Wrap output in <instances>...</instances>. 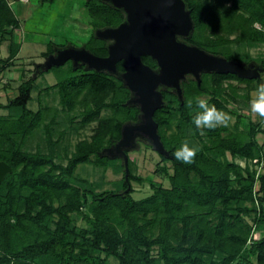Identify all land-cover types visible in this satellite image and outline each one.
<instances>
[{"label": "trees", "instance_id": "16d2710c", "mask_svg": "<svg viewBox=\"0 0 264 264\" xmlns=\"http://www.w3.org/2000/svg\"><path fill=\"white\" fill-rule=\"evenodd\" d=\"M183 2L193 22L183 37L188 44L245 67L253 64L260 76L202 72L198 83L187 74L180 81L181 95L160 85L163 104L153 119L166 154L137 137L133 148L124 150L127 171L122 156L105 152L119 142L125 125L140 121V107L129 103L133 94L121 78L122 61L116 73L72 61L46 69L49 73L67 65L63 79L45 88L46 95L57 94L60 110L43 106V99L37 110L28 108L35 85L32 78L23 81L13 99L0 103V112L7 111L0 114V161L12 169L0 184V264H264V144L257 139L264 127L228 108L248 106L251 92L264 82V58L249 52L264 45V0ZM85 6L92 34L84 47L97 57L106 56V41L96 32L119 25L123 11L100 0ZM17 26L8 1L0 0V46L10 39L8 56L0 57V76L19 52L20 45L9 36ZM53 53L49 47L43 57ZM142 60L158 70L151 58ZM197 98L208 99L210 106L238 121L232 128L201 134L192 122L200 111ZM92 123L97 125L88 138L71 149L68 142L60 144ZM60 124L64 128L58 131ZM37 136L46 145L30 151L28 141ZM185 142L199 149L190 165L174 157ZM141 144L157 152L161 163L156 172L168 179L169 187L134 173L129 154ZM84 164L103 173L112 169L122 178L114 188L98 191L101 183L76 174ZM131 182L148 183L151 194L135 199Z\"/></svg>", "mask_w": 264, "mask_h": 264}, {"label": "water", "instance_id": "95a60500", "mask_svg": "<svg viewBox=\"0 0 264 264\" xmlns=\"http://www.w3.org/2000/svg\"><path fill=\"white\" fill-rule=\"evenodd\" d=\"M111 3L128 16L127 22L119 27L96 32L100 39L114 40L107 57H97L86 50L66 49L57 56H49L44 65L46 70L71 60L75 65L84 63L87 69L116 73V63L124 62L121 78L133 94L129 103L140 107V121L125 125L119 142L105 152L111 157L122 156L127 171L128 158L124 150L132 149L137 137L148 139L158 153L166 154L153 119L163 104V95L158 90L160 85L173 88L181 95L180 81L187 74L200 83L202 72L232 74L242 79L258 78L260 73L253 64L245 67L179 42L178 36L186 37L193 29L183 0H113ZM142 56L155 60L158 70L145 65ZM11 172L9 165L0 161V184Z\"/></svg>", "mask_w": 264, "mask_h": 264}, {"label": "rangeland", "instance_id": "374dc122", "mask_svg": "<svg viewBox=\"0 0 264 264\" xmlns=\"http://www.w3.org/2000/svg\"><path fill=\"white\" fill-rule=\"evenodd\" d=\"M7 1L18 21L17 29L11 31L9 36L20 45V49L13 61L14 64L0 76V103L7 104L10 99L17 95L20 84L32 78L35 89L32 92L33 99L28 103V108L34 111L37 110L39 107L38 100L43 99V106L49 105L60 110L57 94L51 91L49 95H46L45 88L57 84L59 79H63L67 65L63 68H56L49 73L45 69L37 71L35 68L37 65L45 64L46 59L43 54L48 51L49 47H52L53 50L69 46L80 48L91 39L92 18L85 6L86 0ZM9 40H4L0 46L1 58H6L9 54ZM249 52L252 57L264 58V45L249 48ZM231 83L240 89L244 88L243 84L236 81H231ZM254 92L255 90L251 92V99ZM228 108L237 112L236 114L241 118L260 123L264 127V122H261L259 117L251 113L250 102L248 106L229 105ZM228 113L232 116L228 127L232 128L239 118L230 112ZM0 114L6 115L7 111L2 110ZM62 116V113H60L58 120H61ZM79 121L80 118L77 119L76 124ZM96 125L97 123H92L86 129L81 130L79 134H68L60 144L68 142L71 149L78 140L92 135ZM63 128V124L55 127L58 131ZM40 135L42 137V132H40ZM39 137L29 139L27 149L35 151L37 144H41L44 149L46 143L41 141ZM257 139L259 144H264V134H258ZM129 158L134 163L133 171L137 176L151 178L164 187H169L168 179L156 172L158 164L161 163L156 151L141 144L137 150L129 154ZM237 162L244 165L243 161L238 160ZM63 163H66V161ZM167 166L170 169L169 172H172L171 164L167 163ZM258 170H261V168L259 167ZM76 174L91 182L101 183L98 191L114 188L113 183L122 178L121 173L115 174L112 169L103 173L101 168L91 164L80 165L76 170ZM131 186L134 189L133 197L135 199L144 198L152 192L148 183L131 182ZM248 221L251 222L250 219ZM77 225L83 226V220L78 219ZM111 262H114V260L111 259Z\"/></svg>", "mask_w": 264, "mask_h": 264}, {"label": "clouds", "instance_id": "9594fccd", "mask_svg": "<svg viewBox=\"0 0 264 264\" xmlns=\"http://www.w3.org/2000/svg\"><path fill=\"white\" fill-rule=\"evenodd\" d=\"M187 106L192 107V101L189 100ZM196 106L200 110L193 117V124L203 134L204 130H215L218 127H227L232 116L223 110H219L215 105H209L208 99L197 98ZM251 113L259 117L261 122H264V82L258 84L255 89L254 96L250 101ZM199 149L190 147L187 142L183 143L175 152L174 157L177 161L184 164H192L195 162V157Z\"/></svg>", "mask_w": 264, "mask_h": 264}, {"label": "flooded vegetation", "instance_id": "af4514ba", "mask_svg": "<svg viewBox=\"0 0 264 264\" xmlns=\"http://www.w3.org/2000/svg\"><path fill=\"white\" fill-rule=\"evenodd\" d=\"M87 2L88 1H93V0H86ZM101 2H108L110 5H112V6H114L111 2H113V0H100ZM186 8V7H185ZM122 11H123V15H124V20L119 24V25H117L116 27H107V28H103L102 30H106V29H114V28H117V27H119L122 23H125V22H127V13L123 10V9H121ZM177 40L179 41V42H181V43H183V44H185V45H188V46H192V45H190V44H188L184 39H183V37H180V36H178L177 37ZM106 41V46H107V55L106 56H99V57H101V58H105V57H107L108 56V53H109V48L114 44V40H112V39H109V40H105ZM66 49H75V50H86L85 49V47H84V45L82 46V47H80V48H75V47H72V46H69V47H63V48H58V49H55V53H53V54H50L49 56H51V55H55V56H57L61 51H64V50H66ZM87 51V50H86ZM89 52V51H88ZM90 53V52H89ZM49 56H46V57H44L45 59H46V61L48 60V58H49ZM143 57H149V56H142L141 57V60L143 59ZM149 58H151V57H149ZM152 59V58H151ZM153 60V59H152ZM71 60H68V61H66V62H70ZM155 61V60H154ZM73 62V61H72ZM119 62V61H118ZM118 62L116 63V68H117V64H118ZM142 62L144 63V61L142 60ZM156 62V61H155ZM46 63V62H45ZM82 63V62H81ZM122 63L124 64V62L122 61ZM80 64V62H78L77 63V65H79ZM145 64V63H144ZM157 64V63H156ZM145 65H147V64H145ZM148 66V65H147ZM158 66V65H157ZM38 67V68H37ZM150 67V66H149ZM150 68H152V67H150ZM41 69L42 70H44L45 69V65L44 64H42V65H37L36 66V68H35V70H37V71H41ZM153 70H156L155 68H152ZM122 74H123V72H122ZM121 74V75H122Z\"/></svg>", "mask_w": 264, "mask_h": 264}, {"label": "built area", "instance_id": "2783aa9c", "mask_svg": "<svg viewBox=\"0 0 264 264\" xmlns=\"http://www.w3.org/2000/svg\"><path fill=\"white\" fill-rule=\"evenodd\" d=\"M21 1L25 2V1H28V0H21Z\"/></svg>", "mask_w": 264, "mask_h": 264}]
</instances>
